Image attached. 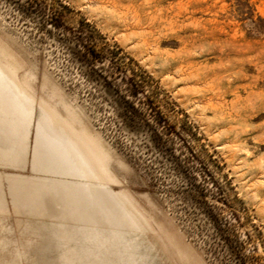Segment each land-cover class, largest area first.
<instances>
[{
  "label": "rangeland",
  "instance_id": "rangeland-1",
  "mask_svg": "<svg viewBox=\"0 0 264 264\" xmlns=\"http://www.w3.org/2000/svg\"><path fill=\"white\" fill-rule=\"evenodd\" d=\"M0 40L113 184L0 160V264H80L53 225L121 213L147 264H264V0H0Z\"/></svg>",
  "mask_w": 264,
  "mask_h": 264
},
{
  "label": "bare ground",
  "instance_id": "bare-ground-1",
  "mask_svg": "<svg viewBox=\"0 0 264 264\" xmlns=\"http://www.w3.org/2000/svg\"><path fill=\"white\" fill-rule=\"evenodd\" d=\"M23 62L3 40H0V121L3 122L0 125V137L2 138L0 140L6 141L8 144L6 142L5 144L9 145L5 153H0V160H7L10 165L15 164L17 166L16 161L22 160V155L26 152L28 154L29 149L32 147L31 163L43 175L54 176L57 180L60 179L59 181L68 180L75 182V184H77L76 182L87 184L88 187L96 185L99 188L101 186L106 190L113 186L112 183L108 182L107 170L102 167V159L94 153L91 154L85 147L80 146L56 112L23 84L20 78L21 71L25 68ZM16 122L23 125L21 129L15 130V126L12 128ZM31 138L33 139V145L29 143ZM96 163L99 165L97 169H101V173L97 171ZM119 192L123 197V199L120 198V201L128 202L124 193L126 191ZM108 193H111L112 198L116 200V196L115 198L113 196L115 194L109 191L103 192L102 195L99 193L101 195L99 200L104 206L106 219L110 221L114 219V216L105 207L109 201ZM118 215L117 222L119 226L109 228L56 222L57 225L52 224L53 227L55 226L52 230L53 236L57 239L74 242L79 249L72 247L73 249L70 250V247H68L67 249L70 250L68 252L73 256H77L76 259L82 264H92L93 262L95 264H147L149 253L141 249L142 245L137 241V238L145 232H153L152 225L143 219L140 214L138 219H134L129 214L126 216L124 213ZM33 228H29V231ZM174 236H178V234L175 233ZM165 238H168L167 235H165ZM166 240L167 242L170 241ZM27 241L31 242V240ZM159 241L162 243V240L159 239ZM164 244L163 246H165ZM172 244H174V241ZM189 250L187 252H190ZM68 260L69 262L72 261L71 264L75 262L74 259H70V256ZM61 263L62 261H60ZM176 263L178 262L176 261Z\"/></svg>",
  "mask_w": 264,
  "mask_h": 264
}]
</instances>
